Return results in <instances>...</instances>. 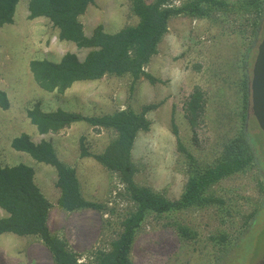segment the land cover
<instances>
[{"label": "rangeland", "instance_id": "rangeland-1", "mask_svg": "<svg viewBox=\"0 0 264 264\" xmlns=\"http://www.w3.org/2000/svg\"><path fill=\"white\" fill-rule=\"evenodd\" d=\"M152 1V0H147ZM188 0H176L180 5ZM232 11L211 17L179 15L171 18L158 53L147 71L160 81L130 76H105L97 81L77 82L65 93L44 91L35 81L30 61H58L67 52L84 59L90 49L61 41L58 31L44 18L29 20L28 0H20L12 24L0 27V89L10 107L0 108V164L26 163L35 170L36 183L53 204L48 224L65 239L82 261L109 248L122 230L123 220L133 211L118 174L93 157L81 156V141L101 153L114 138L112 130H96L77 123L57 134L41 135L27 118V110L41 102L44 110L57 108L98 116L131 107L159 103L148 114L151 126L140 132L132 152L137 166L135 180L172 200L180 199L192 173V154L200 166L220 157L229 138L241 129L247 114V134L254 142V161L243 172L220 180L206 193L223 204L190 206L164 214H150L138 231L132 259L135 264H261L264 261V134L252 111L251 93L244 109L243 78L252 80L257 44L264 34V14L246 12L242 0H228ZM131 0H94L81 17L91 35L102 24L113 33L138 22ZM254 22L258 32L254 33ZM261 28V29H260ZM199 86L206 96L205 123L197 130L186 117V102ZM250 86V85H249ZM250 89V87H249ZM176 126L177 133L174 131ZM28 133L35 142H53L58 156L78 174L83 196L100 209L62 210L58 204L54 167L36 162L12 148L11 141ZM4 215L0 209V217ZM197 232L194 239L181 236L179 227ZM221 234L226 241H219ZM0 264H56L50 250L35 236L0 234Z\"/></svg>", "mask_w": 264, "mask_h": 264}, {"label": "trees", "instance_id": "trees-1", "mask_svg": "<svg viewBox=\"0 0 264 264\" xmlns=\"http://www.w3.org/2000/svg\"><path fill=\"white\" fill-rule=\"evenodd\" d=\"M20 0H0V27L12 24ZM176 0H131L138 22L110 33L102 24L91 35L85 32L81 17L94 0H28V19H47L58 31L61 41L72 42L78 48L90 49L82 60L76 53L67 52L58 61L34 59L30 70L36 83L46 92L65 93L77 82L97 81L105 76H130L133 83L148 79L152 84L160 80L147 71L153 56L168 32L169 21L179 15L211 17L220 12L232 11L228 0H188L180 5ZM244 10L256 18L264 14V0H242ZM254 22V33L258 32ZM245 91L243 108L247 107L250 82L243 78ZM251 93V92H250ZM159 103L143 105L140 110L131 107L98 116L57 108L46 111L41 102L27 110V118L41 135L57 134L77 123H87L96 130L107 129L115 133L101 153L90 151L84 138L81 156L93 157L106 169L118 174L125 185L136 209L122 222V230L110 243L109 248L94 253L91 261H82L68 242L53 233L48 219L53 204L36 183L35 170L26 163L2 166L0 164V208L7 215L0 217V234L14 233L19 236H35L50 250L56 264H135L132 249L139 229L150 214H164L190 206L223 204V199L208 197L207 191L220 180L245 171L254 161V142L247 134V114H242L241 129L230 137L216 161L200 166L195 157L187 153L192 173L180 199L172 200L149 186L135 180L137 166L132 152L140 132L148 131L151 121L148 114ZM10 107L9 96L0 89V108ZM186 117L197 134L205 123L206 96L196 86L186 102ZM174 131L177 133L176 126ZM13 149L30 155L36 162L50 165L57 172L56 186L60 191L58 206L67 212L82 209H100L99 203L87 200L81 190L76 169L63 162L52 141L35 142L24 132L11 141ZM183 238L194 239L197 232L187 226L179 227ZM219 241H226L221 234Z\"/></svg>", "mask_w": 264, "mask_h": 264}, {"label": "water", "instance_id": "water-1", "mask_svg": "<svg viewBox=\"0 0 264 264\" xmlns=\"http://www.w3.org/2000/svg\"><path fill=\"white\" fill-rule=\"evenodd\" d=\"M252 111L264 134V34L257 44V54L250 83Z\"/></svg>", "mask_w": 264, "mask_h": 264}, {"label": "crops", "instance_id": "crops-1", "mask_svg": "<svg viewBox=\"0 0 264 264\" xmlns=\"http://www.w3.org/2000/svg\"><path fill=\"white\" fill-rule=\"evenodd\" d=\"M60 197V196H59ZM1 209V208H0ZM1 210H3V209H1ZM3 212H4V215L3 216H5V215H7V213L3 210ZM2 217V216H1ZM49 220V219H48Z\"/></svg>", "mask_w": 264, "mask_h": 264}, {"label": "flooded vegetation", "instance_id": "flooded-vegetation-1", "mask_svg": "<svg viewBox=\"0 0 264 264\" xmlns=\"http://www.w3.org/2000/svg\"><path fill=\"white\" fill-rule=\"evenodd\" d=\"M260 29H261V28H260ZM261 264H264V261H262Z\"/></svg>", "mask_w": 264, "mask_h": 264}]
</instances>
